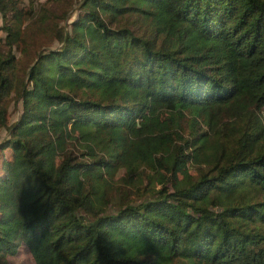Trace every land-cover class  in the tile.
I'll return each instance as SVG.
<instances>
[{
    "label": "trees",
    "instance_id": "16d2710c",
    "mask_svg": "<svg viewBox=\"0 0 264 264\" xmlns=\"http://www.w3.org/2000/svg\"><path fill=\"white\" fill-rule=\"evenodd\" d=\"M0 14V264H264V0Z\"/></svg>",
    "mask_w": 264,
    "mask_h": 264
},
{
    "label": "rangeland",
    "instance_id": "374dc122",
    "mask_svg": "<svg viewBox=\"0 0 264 264\" xmlns=\"http://www.w3.org/2000/svg\"><path fill=\"white\" fill-rule=\"evenodd\" d=\"M30 0H23L24 4H28ZM46 1V0H41V2ZM66 23V21H62L61 24L64 25ZM3 25V21L1 18V14H0V28ZM4 35V32L2 30H0V37H2ZM41 45L44 46H52V47H56L58 44L57 42H55L53 40V36H41L39 39V44L35 45H31L30 48V56H34L36 49H38ZM30 60V59H29ZM14 97L11 100V104H10V112H11V120L14 121L16 120V118L18 117L19 114V109L21 107L20 103L14 101ZM6 135L5 132H2L0 134V140ZM10 263L11 264H36V262L34 261L32 255L30 254V252H28V250H26V248H23L22 251L15 257L10 258Z\"/></svg>",
    "mask_w": 264,
    "mask_h": 264
}]
</instances>
